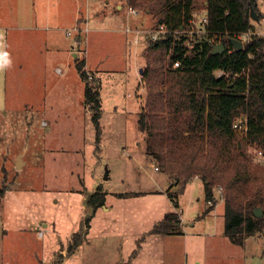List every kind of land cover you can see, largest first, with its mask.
<instances>
[{"label":"rangeland","instance_id":"rangeland-1","mask_svg":"<svg viewBox=\"0 0 264 264\" xmlns=\"http://www.w3.org/2000/svg\"><path fill=\"white\" fill-rule=\"evenodd\" d=\"M256 4L259 19L251 18V32L264 36V0ZM87 5L85 0H0V153L6 160L0 188L10 187L0 198V264H264V235L250 236L244 245L231 242L223 233L221 206L192 220L195 205L203 204L201 182L191 194V209H184L180 233L149 232L166 212L177 210L174 197L149 192L158 190L155 180L165 172L147 154L137 124L146 89L136 56L144 67L156 18L139 9L147 17L134 49L125 46L124 32L90 35L88 55L101 60L91 67L103 97L97 142L86 82L72 53L81 41H73L75 17ZM106 8L109 14H100L105 23H118L110 17L112 4ZM205 12L206 0H193L189 34L198 33ZM77 51V59L85 58V51ZM240 141L254 162L264 164L258 146ZM100 182L108 208L101 205L91 214L86 200ZM183 192H177L180 203ZM214 193L220 200L218 189ZM80 230L81 243L68 253L72 233Z\"/></svg>","mask_w":264,"mask_h":264},{"label":"trees","instance_id":"trees-1","mask_svg":"<svg viewBox=\"0 0 264 264\" xmlns=\"http://www.w3.org/2000/svg\"><path fill=\"white\" fill-rule=\"evenodd\" d=\"M192 2L129 0L133 9L154 15L156 28L165 27L143 52L146 64L140 74L146 95L137 113L138 129L145 133L147 154L170 179L167 194L175 198V205L173 185L184 190L191 178L198 177L205 203L213 201L204 208V215L216 204L214 191L220 186L223 233L231 242L244 245L248 237L264 235V164L254 162L240 143L247 140L264 153V36L251 32L256 0H206L204 31L191 35ZM249 32L243 48L235 49L229 38ZM76 38L81 39L80 35ZM217 42L225 44L221 54L211 52ZM76 60L86 82L84 94L91 103L98 142V85L88 82L84 58ZM240 121L244 127H234ZM3 194L0 188V197ZM104 199L99 184L86 200L91 214ZM256 207H261V216H255ZM91 214L84 217L87 225ZM181 229L179 212L174 211L166 213L149 232L177 234ZM82 236L81 230L72 233L68 253L81 243Z\"/></svg>","mask_w":264,"mask_h":264},{"label":"crops","instance_id":"crops-1","mask_svg":"<svg viewBox=\"0 0 264 264\" xmlns=\"http://www.w3.org/2000/svg\"><path fill=\"white\" fill-rule=\"evenodd\" d=\"M85 1L88 2V5L86 6V8H84V10L80 9L81 6L78 8L79 12L76 14L74 27H73V31L75 33L74 37H73L74 43H76V41H77V39H75V36H77V35H80L81 41L77 46L72 47L73 48L72 53H76L75 57L78 58L80 51H77V47L80 50L81 49L85 50L86 55L84 58V63H85L84 68H85V70L88 69V70L94 72L95 78L97 79V82L99 85L98 91H99L100 103H102L103 97L101 96V86H100L101 82L97 76L96 70H94V67L91 68L92 66H95V64L97 66H100L101 60L93 61L92 56L88 55V52L90 51V48H89V46H90V35L93 32H103V31H108V30L116 31V32H124L125 35L123 37V42L125 43V46L128 49H132V48L134 49V47H136L137 44H139L138 40H137V42H135V40L139 38V42L141 41L139 34H141L140 30L143 29V27H141V26H143L144 23H146L147 14L144 15L142 13H139V10H136L135 12L131 11L129 9V4L127 3L126 0H104L102 3H101V0H85ZM110 4H112V6H113V9H110V14H111L110 17L113 19H117L118 23L117 22L114 23V21H113V22H110V24H106L105 21L100 16V14H102V13H104L105 15L109 14L107 12L108 9L106 7H108V5H110ZM137 30H139L140 33L139 32L137 33L136 32ZM136 37H138V38H136ZM84 42L86 43V45L84 44ZM86 46H87V48H89L88 51L86 49ZM138 58H140L139 62H138ZM138 58L136 56V66H137L136 71L138 73L140 82H142V77H141V74L139 71L142 67L141 57H138ZM58 71H60V70L58 69ZM101 146H103L102 142H101ZM4 161H6V160H5V158H1V153H0V186H1V183L3 181L1 178V169H3V167H4L3 166ZM21 161H22V159H21ZM153 166L155 169L154 162H153ZM155 170H157V169H155ZM159 170H157V171H159ZM159 179L156 178V180H155V184H156V187H158V190L153 189L152 191L149 190V192H157V191L162 192L163 191L166 195H168L167 194V188L169 186L168 184L170 183V179L168 178V176L165 173L163 174V176H159ZM198 182H201V180L198 177L191 178L188 181L186 187L184 188V192H183L184 200L180 203L179 198L177 199V202H178L177 206L178 207H177L176 211L179 212L181 223L183 221H185L186 214H185L184 209L185 210L187 208H188V210L191 209V207H190L192 205L191 200H193V197L191 194H192V192H194V190L196 188L198 189V187H199ZM100 184L103 185L102 182H100ZM202 187H203V185H202ZM9 189H10V187L5 189V190L7 191ZM170 190H174V191L178 192L179 189H178L177 185H173V187ZM6 191H4V194ZM106 192L107 191L105 190V193ZM138 194H141V193H138ZM185 196H187L186 199H185ZM197 200H199L198 197H197ZM102 206L105 209L108 208L104 204ZM219 206H221L223 208V201L221 199L220 200L218 199L215 206L205 214L213 215ZM204 208H205V203H204V199H203L202 206H201V204L195 205V210H193L192 220H195V221L202 220L203 216H205V214L202 215ZM170 212H174V211H170ZM166 213H169V212H166ZM163 217L159 221H161L163 219ZM153 234H155V233H153ZM156 234H159V233H156ZM166 235H168V234H166Z\"/></svg>","mask_w":264,"mask_h":264},{"label":"built area","instance_id":"built-area-1","mask_svg":"<svg viewBox=\"0 0 264 264\" xmlns=\"http://www.w3.org/2000/svg\"><path fill=\"white\" fill-rule=\"evenodd\" d=\"M129 9H130L131 11H133V12L136 11V9H132L131 7H129ZM201 20H202V27L199 28V30L203 29V27H204L205 24H206V17H205V14H204V16L202 17ZM164 31H165V27H164L162 24L158 25L157 28L153 30L152 35H151V38H152V39L157 38V37H158L161 33H163ZM202 31H204V29H203ZM69 33H70V32H68V34H69ZM242 34H246V33H242ZM242 34H237V35H236V38H237V39H240ZM82 51H85V50H84V49H83V50L81 49V52H82ZM174 65L177 66V65H178V62H175ZM88 79L91 81V82H89V83H91L92 85H97V80L93 77L92 74H90V72L87 71V80H88ZM243 125H244V122H242V121L234 123V127H238V128H240V129L244 127ZM156 169H157V168H156ZM217 189H218V191H219V196H220V198H221V196H222V188L219 186ZM221 200H222V199H221ZM212 204H213V201H212V200L207 201V202L205 203V208H208V207L211 206ZM214 206H215V205H214ZM38 232H39V235H42V234H43V230H40V231H38Z\"/></svg>","mask_w":264,"mask_h":264},{"label":"water","instance_id":"water-1","mask_svg":"<svg viewBox=\"0 0 264 264\" xmlns=\"http://www.w3.org/2000/svg\"><path fill=\"white\" fill-rule=\"evenodd\" d=\"M251 16L253 19H256V20L259 19L258 13L256 12L254 8L251 9ZM229 41L235 49L241 50L243 48V42L241 40L234 38V37H230ZM224 50H225V44L223 42H217L212 45L211 52L214 54H221L224 52ZM73 56H76V53H73ZM139 71L141 72L142 70L140 69ZM19 158L20 157H18V159ZM254 214L255 216H261L262 215L261 207L254 208Z\"/></svg>","mask_w":264,"mask_h":264}]
</instances>
